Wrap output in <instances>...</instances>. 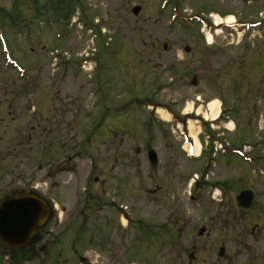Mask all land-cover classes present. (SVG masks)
Here are the masks:
<instances>
[{
	"label": "rangeland",
	"instance_id": "obj_1",
	"mask_svg": "<svg viewBox=\"0 0 264 264\" xmlns=\"http://www.w3.org/2000/svg\"><path fill=\"white\" fill-rule=\"evenodd\" d=\"M82 4L66 38L48 39L38 57L21 49L13 69L0 62V120L13 104L15 129L32 118L37 126L40 116L41 129L57 124L59 194L47 198L59 202L63 220L84 206L86 237H104L83 248L64 232L63 257L76 248L94 264H264V0ZM214 100L217 121L205 118ZM50 143L34 140L15 163L32 169L54 153ZM246 190L256 193L248 210L236 201ZM56 236L47 238L52 247ZM41 256L27 264H42Z\"/></svg>",
	"mask_w": 264,
	"mask_h": 264
},
{
	"label": "flooded vegetation",
	"instance_id": "obj_2",
	"mask_svg": "<svg viewBox=\"0 0 264 264\" xmlns=\"http://www.w3.org/2000/svg\"><path fill=\"white\" fill-rule=\"evenodd\" d=\"M81 8H83L82 0H0V62L10 63L9 66L5 67L6 69H13L14 63L22 61L17 56L21 49L28 50L26 52L34 57L46 49L48 39L49 42L54 41V39L61 41L66 38L70 27L76 23V16ZM202 33H204V30ZM60 63L63 67L73 65V62L66 60H60ZM2 105L0 104V110ZM30 108L31 105L28 106V112ZM14 111L13 104H11L7 109V118L0 120V132H2L0 143H4L5 140L7 142L6 147L0 145V254L10 259L8 264H27L36 255H42V264H68L67 261L73 259L74 256L76 262L72 264H94L89 256L83 255L80 253L82 251H78L76 248L68 257H63L62 252V247L70 244V240H67L63 235L64 232L74 231L73 240L75 244L83 245V248L86 246L98 247L104 243V237L101 234H95V231L91 233L89 238L86 237L90 233V215L83 214L85 211L84 206L80 211L82 214L70 215L66 220H63L61 213H59V202L56 199L47 198L48 194H59L55 179L62 170V162L59 167L57 163V156L61 157V130L58 129L57 124L53 129L45 127L41 129L44 117L40 115L39 121H36L37 126L32 125L35 122L32 118L29 125L20 124V127L15 129L14 126L21 119L16 120L14 118L16 114ZM37 111L34 110L33 115L38 114ZM58 113L59 108L55 107L52 115L56 118ZM39 131L40 136L38 137L37 133ZM45 135L51 142V146L53 148L55 146L54 153L46 154L47 157L42 155L40 158L39 156L32 163V169H29V165L24 162L18 161V164L15 163V155L18 158L24 156L26 146L29 147L38 138L43 139ZM29 149H32V147H29ZM51 155L54 156L53 161L50 163L47 158L51 157L52 159ZM48 179L53 183L49 189L46 182ZM253 192L255 202L256 193ZM28 196L39 199L42 204V215L44 212L46 216L48 212L49 219L45 221L44 225L37 227L28 247L15 249L1 241L2 236H21L10 231L15 227L6 222L2 206L6 201ZM86 207L90 208V212L92 211L91 205ZM17 210L18 212L23 211L19 208ZM54 233L57 236L53 248L52 244L48 243L47 238ZM191 255L195 263L197 257L194 254ZM15 256L19 258L16 259ZM15 260L17 263H15ZM49 260L52 261L49 262Z\"/></svg>",
	"mask_w": 264,
	"mask_h": 264
},
{
	"label": "water",
	"instance_id": "obj_3",
	"mask_svg": "<svg viewBox=\"0 0 264 264\" xmlns=\"http://www.w3.org/2000/svg\"><path fill=\"white\" fill-rule=\"evenodd\" d=\"M140 12V7L133 9V14L135 16H138ZM186 51L188 52L189 49H186ZM194 84H197V82H194ZM148 156L151 164L157 166V153L155 151H150ZM237 200L243 209H249L254 201V192L243 191L238 196ZM17 208L22 209L24 212H18ZM2 209L6 222L15 227L10 229V231L21 236H2L1 241L5 245L11 246L15 249L28 247L32 237L35 235L37 227L44 225L45 221L49 219L48 212L46 213V216L44 212L42 215V204L39 199L32 196L6 201L3 204ZM204 233L205 229H202L200 234L203 235ZM221 251L222 253L220 255L223 256L225 250L222 249ZM190 257L192 258V255Z\"/></svg>",
	"mask_w": 264,
	"mask_h": 264
},
{
	"label": "bare ground",
	"instance_id": "obj_4",
	"mask_svg": "<svg viewBox=\"0 0 264 264\" xmlns=\"http://www.w3.org/2000/svg\"><path fill=\"white\" fill-rule=\"evenodd\" d=\"M220 20V19H219ZM235 18L232 15H229L228 17H226V24H233ZM218 23V22H216ZM222 24V21L219 22V24H216V26H220ZM224 24V23H223ZM193 110V105L189 104L186 111H192ZM201 109H198V114H201ZM158 112L160 114H165L163 110L159 109ZM221 113V106H220V102L217 100L211 101L208 105V113L205 114V118H211L212 120H218V117ZM188 149H190V146L187 145ZM195 153H197V155H199L200 151H201V144L197 141L196 142V146L194 149ZM127 220L125 219V222Z\"/></svg>",
	"mask_w": 264,
	"mask_h": 264
}]
</instances>
